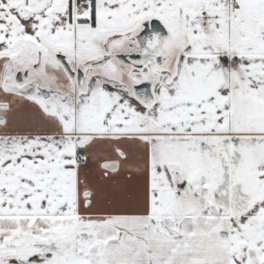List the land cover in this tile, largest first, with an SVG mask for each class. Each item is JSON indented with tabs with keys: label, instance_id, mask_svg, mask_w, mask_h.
Masks as SVG:
<instances>
[{
	"label": "snow or ice",
	"instance_id": "snow-or-ice-1",
	"mask_svg": "<svg viewBox=\"0 0 264 264\" xmlns=\"http://www.w3.org/2000/svg\"><path fill=\"white\" fill-rule=\"evenodd\" d=\"M0 264H264V0H0Z\"/></svg>",
	"mask_w": 264,
	"mask_h": 264
}]
</instances>
